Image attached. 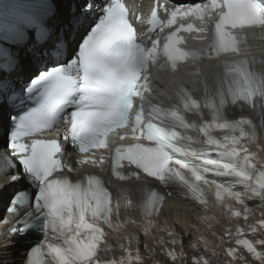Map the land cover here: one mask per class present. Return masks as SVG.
<instances>
[{"label": "snow or ice", "instance_id": "obj_1", "mask_svg": "<svg viewBox=\"0 0 264 264\" xmlns=\"http://www.w3.org/2000/svg\"><path fill=\"white\" fill-rule=\"evenodd\" d=\"M33 2L43 11L6 14L0 3V134L5 191L16 189L4 211L17 218L9 235L36 237L24 264H144L142 247H160L170 264H213L225 244L234 245L225 264H248L245 253L264 264V239L247 238L264 231V218L249 223L248 203L264 208V59H248L249 34H264V0H153L146 17L124 0H84L59 22V0ZM189 36L206 43L188 47ZM203 62L218 65L211 81ZM189 65L196 90L169 84L172 99L158 98L161 74ZM106 165L118 195L82 171ZM169 198L235 223L193 241L200 254L189 257L174 228H159L167 240L153 234ZM136 211L153 247L126 230Z\"/></svg>", "mask_w": 264, "mask_h": 264}, {"label": "bare ground", "instance_id": "obj_2", "mask_svg": "<svg viewBox=\"0 0 264 264\" xmlns=\"http://www.w3.org/2000/svg\"><path fill=\"white\" fill-rule=\"evenodd\" d=\"M72 2H78V0H72V1H66V0H59V2L57 3V9L60 13V15L56 18H54L55 22H59L60 20L63 19L64 14L68 11V9L71 8L72 6ZM13 191H15V187L10 188L6 191V193L4 194V196L0 199V204L2 206H0V213L2 211L3 208V204L8 202V198L12 195ZM255 216L253 217V219L255 220H259L264 218V208L262 207H258V208H253L251 209V211L249 212V216ZM208 219H205V215L201 214L198 218L201 220L200 223H196V221H194L193 223L189 224L187 229L194 231L195 233L199 232H203L206 233V230L210 229L211 231H214L216 233H219L220 236H222L224 234V226L226 227H230L232 225V222L229 221L228 217L225 214H222L221 212L219 213H213L212 215H207ZM212 217H215V219H212ZM241 223H244L241 220ZM200 224V225H199ZM207 225V227H206ZM223 226V227H222ZM262 235H264V231L260 232ZM259 232L256 235H261ZM263 239V238H261ZM185 252L187 253V255L189 257L196 255L198 256L200 253L199 252H195L191 247V243L193 241H195V236H192V238L189 239H185ZM215 251H218V248H214ZM202 250V247H201ZM258 250L264 251V247H260L258 246ZM145 256V255H144ZM245 256L248 260V264H257L256 261H254L250 256L247 255V253H245ZM21 257H22V253L20 249H11L8 246H5L3 242H0V261H6L7 264H21ZM158 263L160 264H170V262L168 261V258L162 254H160L158 256ZM230 258H227L225 256V258H221L219 260L213 261V264H225V261L228 260ZM151 258L149 259L147 256H145L144 258V264H152L151 262ZM177 263L180 264H190V259L188 261H178Z\"/></svg>", "mask_w": 264, "mask_h": 264}]
</instances>
